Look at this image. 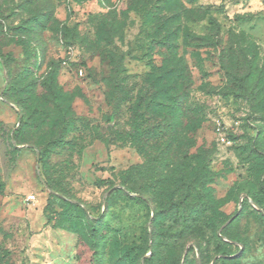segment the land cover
<instances>
[{
  "label": "rangeland",
  "instance_id": "1",
  "mask_svg": "<svg viewBox=\"0 0 264 264\" xmlns=\"http://www.w3.org/2000/svg\"><path fill=\"white\" fill-rule=\"evenodd\" d=\"M171 43L194 115L153 137ZM0 264H264V0H0Z\"/></svg>",
  "mask_w": 264,
  "mask_h": 264
},
{
  "label": "trees",
  "instance_id": "2",
  "mask_svg": "<svg viewBox=\"0 0 264 264\" xmlns=\"http://www.w3.org/2000/svg\"><path fill=\"white\" fill-rule=\"evenodd\" d=\"M175 3L177 6L179 2L176 1ZM182 10L183 8L180 7L179 14ZM174 16L175 15L172 17ZM160 21L161 19L158 22ZM155 25L159 26L157 23ZM173 27H171V29H173ZM179 32L180 30L175 28V30L170 32L169 37L173 36L172 39L177 40V34H179ZM165 39L166 38H164V40ZM160 43L165 45V42ZM167 50L170 52L169 56H164V59L159 66L154 67L150 72L146 73L142 77L141 83L143 84L144 92H141L137 99V106L139 110L143 109L144 113L154 117L157 124L160 123V127H162L161 125L166 124L163 130L158 128L156 135H153V137H158L161 133H165V135L169 136L175 135V127H177L176 118L180 116L183 119L185 115H188L189 121L190 114H193V112H190V106H188L192 82L186 70V66L183 60L176 55V44L171 43L167 46ZM30 70L31 68L29 67L23 71L30 72ZM25 93V100H29L28 97H30L31 93H33L31 97L36 98V96H34L33 88H28ZM22 115L23 112L18 114L21 123L23 122V118L21 117ZM59 115L60 113L58 112L57 117L60 118ZM57 117L54 114H47L42 116L40 120H42L43 124L48 123L49 125L51 122L52 124L57 125ZM143 117L144 116L142 114L141 120L144 119ZM182 119L180 121V126L183 123ZM184 119L186 120L187 118ZM193 124H195V127H198V122ZM187 129L190 131V129L192 130L193 128L188 127ZM151 134H153V131L149 132L150 137H152ZM17 136L18 132H15L12 137L16 139ZM43 156V152L40 151L38 160L39 164H42ZM134 199L137 200L141 198L135 197Z\"/></svg>",
  "mask_w": 264,
  "mask_h": 264
},
{
  "label": "built area",
  "instance_id": "3",
  "mask_svg": "<svg viewBox=\"0 0 264 264\" xmlns=\"http://www.w3.org/2000/svg\"><path fill=\"white\" fill-rule=\"evenodd\" d=\"M215 135L217 136L220 142H225V131L224 128L219 124H217L215 127Z\"/></svg>",
  "mask_w": 264,
  "mask_h": 264
},
{
  "label": "water",
  "instance_id": "4",
  "mask_svg": "<svg viewBox=\"0 0 264 264\" xmlns=\"http://www.w3.org/2000/svg\"><path fill=\"white\" fill-rule=\"evenodd\" d=\"M12 140H14L13 139V137H12ZM14 145L16 146V144L14 143ZM36 157H37V161L39 160V152L38 151H36ZM246 197V196H245ZM233 220V218L231 219V220H229L222 228H221V230L220 231H222L231 221ZM219 235H220V233H219Z\"/></svg>",
  "mask_w": 264,
  "mask_h": 264
}]
</instances>
